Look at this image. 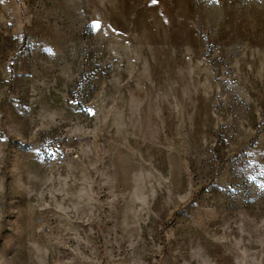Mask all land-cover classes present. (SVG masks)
Wrapping results in <instances>:
<instances>
[{
	"label": "rangeland",
	"instance_id": "1",
	"mask_svg": "<svg viewBox=\"0 0 264 264\" xmlns=\"http://www.w3.org/2000/svg\"><path fill=\"white\" fill-rule=\"evenodd\" d=\"M0 264H264V0H0Z\"/></svg>",
	"mask_w": 264,
	"mask_h": 264
}]
</instances>
